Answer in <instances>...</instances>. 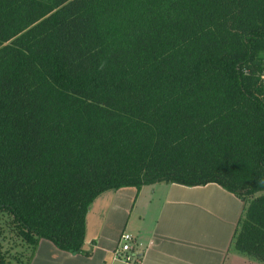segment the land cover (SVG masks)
Listing matches in <instances>:
<instances>
[{
    "label": "trees",
    "instance_id": "trees-1",
    "mask_svg": "<svg viewBox=\"0 0 264 264\" xmlns=\"http://www.w3.org/2000/svg\"><path fill=\"white\" fill-rule=\"evenodd\" d=\"M158 182L234 195L232 248L264 264V0H0V214L24 264L40 239L79 253L101 192Z\"/></svg>",
    "mask_w": 264,
    "mask_h": 264
},
{
    "label": "crops",
    "instance_id": "crops-1",
    "mask_svg": "<svg viewBox=\"0 0 264 264\" xmlns=\"http://www.w3.org/2000/svg\"><path fill=\"white\" fill-rule=\"evenodd\" d=\"M241 201L214 183L158 182L98 194L84 216L80 252L40 239L27 264H125L112 253L121 234L132 237L133 264H261L232 248Z\"/></svg>",
    "mask_w": 264,
    "mask_h": 264
},
{
    "label": "rangeland",
    "instance_id": "rangeland-1",
    "mask_svg": "<svg viewBox=\"0 0 264 264\" xmlns=\"http://www.w3.org/2000/svg\"><path fill=\"white\" fill-rule=\"evenodd\" d=\"M29 251L30 247L15 235L10 218L0 214V254L13 264H24Z\"/></svg>",
    "mask_w": 264,
    "mask_h": 264
},
{
    "label": "built area",
    "instance_id": "built-area-1",
    "mask_svg": "<svg viewBox=\"0 0 264 264\" xmlns=\"http://www.w3.org/2000/svg\"><path fill=\"white\" fill-rule=\"evenodd\" d=\"M134 242L129 234L123 233L119 237V243L113 250L112 259L123 262L125 264H133L136 262L137 254L133 250Z\"/></svg>",
    "mask_w": 264,
    "mask_h": 264
}]
</instances>
